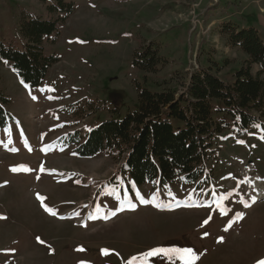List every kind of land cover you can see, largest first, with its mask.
I'll list each match as a JSON object with an SVG mask.
<instances>
[{
  "label": "rangeland",
  "instance_id": "1",
  "mask_svg": "<svg viewBox=\"0 0 264 264\" xmlns=\"http://www.w3.org/2000/svg\"><path fill=\"white\" fill-rule=\"evenodd\" d=\"M73 1L75 11L46 43L59 61L41 87L25 88L11 64L0 62V94L10 99L15 117L0 129V264H127L159 246L192 248L199 255L195 264L264 260V119L240 131L234 119L215 113L227 128L212 141L208 177L194 184L181 178L168 186L137 185L120 173L124 154L80 157L61 141L133 110L136 82L160 90L176 73L200 67L233 81L247 56L221 29L251 22L264 38V0ZM21 11L48 16L40 0H0V39L18 41ZM151 41L160 42L164 63L145 79L133 67V55ZM137 193L152 202L142 203ZM237 213L243 218L224 231ZM149 264L184 261L158 257Z\"/></svg>",
  "mask_w": 264,
  "mask_h": 264
},
{
  "label": "trees",
  "instance_id": "2",
  "mask_svg": "<svg viewBox=\"0 0 264 264\" xmlns=\"http://www.w3.org/2000/svg\"><path fill=\"white\" fill-rule=\"evenodd\" d=\"M40 1L48 16L21 11L18 41L0 39V62L10 63L29 89L41 87L59 61L45 46L55 40L76 9L73 0ZM221 33L247 56L233 81H225L212 68L200 67L188 74L176 73L160 90L136 82L138 105L133 110L101 121L88 132L74 130L61 141L74 145L80 157L112 151L124 154L120 173L137 185L168 186L181 178L192 184L202 182L209 175L206 162L213 151L212 141L227 128L214 114L225 113L240 131L253 129L264 119V38L252 24L240 27L228 22ZM159 45L158 41L144 42L134 52L133 67L145 73V79L159 73L164 63ZM9 104L10 99L0 94V129L15 120Z\"/></svg>",
  "mask_w": 264,
  "mask_h": 264
},
{
  "label": "snow or ice",
  "instance_id": "3",
  "mask_svg": "<svg viewBox=\"0 0 264 264\" xmlns=\"http://www.w3.org/2000/svg\"><path fill=\"white\" fill-rule=\"evenodd\" d=\"M21 83L25 86V88L28 87V85L25 84L24 81H21ZM32 99L35 100L36 97L32 96ZM49 99H52V97H49ZM261 139H264V136H262ZM0 143H2V142H0ZM238 143H243V141H238ZM11 150L12 151H16L17 149L13 148ZM18 167L21 170H24V171H32V169L28 168L27 166H18ZM11 170L12 171H17L18 169L17 168H13ZM40 170L44 171L43 166H41ZM241 183H243V181ZM133 188H135L134 185H133ZM156 195L157 194L154 193L153 194V198H155ZM137 196H138V198L140 199V201L142 203L147 204V203H151L152 202L151 199H144L142 196H140L139 193H137ZM37 198L41 201L42 206H44L43 205L44 197L39 196V194H38ZM226 198H227V196H222L221 200H224ZM252 202L253 203L255 202L254 198H253ZM242 203H244L245 207H250L251 206L247 202H243L242 201ZM177 206H179V203L177 204ZM44 207H45V211L49 212L50 214H52V215L56 214L51 208H48L47 206H44ZM129 207L134 209L135 208V204H132L129 201ZM120 210H122V209H120ZM227 211H228V209L225 208L221 214L222 215H227ZM115 214H116L115 212H111L110 213V215H115ZM3 218L4 217H0V219H3ZM242 218H243V213H237L235 217H233L231 220H229V222L226 225L224 231H228V229L231 228L234 223H236L239 219H242ZM210 219H211V217H209V219L204 220L203 221V225L208 224ZM204 235L206 236V235H208V233L205 232ZM37 239L39 241V238H37ZM222 240H223V237H220L218 242H222ZM41 243H42V241H41ZM77 250L78 251H83L82 248H79ZM9 251H13V250H9ZM101 252H102L103 255H108L109 254V250L108 249H103V250H101ZM158 257H163L164 259L169 260V261H174L176 258H179V259L184 261V264H195V261L199 259V255L192 248H176V247L159 246V247L150 249L147 252L140 254L139 256L132 257L127 262V264H149L150 259H156ZM80 264H87V262L81 261ZM257 264H264V260L258 261Z\"/></svg>",
  "mask_w": 264,
  "mask_h": 264
},
{
  "label": "crops",
  "instance_id": "4",
  "mask_svg": "<svg viewBox=\"0 0 264 264\" xmlns=\"http://www.w3.org/2000/svg\"><path fill=\"white\" fill-rule=\"evenodd\" d=\"M249 24H253V23L250 22ZM249 24H248V25H249ZM248 25L245 24L243 27H246V26H248ZM255 28H256V27H255Z\"/></svg>",
  "mask_w": 264,
  "mask_h": 264
}]
</instances>
